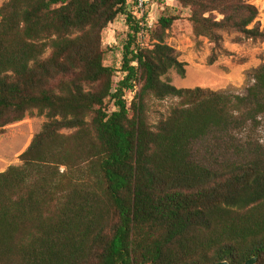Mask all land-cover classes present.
<instances>
[{
	"label": "trees",
	"instance_id": "16d2710c",
	"mask_svg": "<svg viewBox=\"0 0 264 264\" xmlns=\"http://www.w3.org/2000/svg\"><path fill=\"white\" fill-rule=\"evenodd\" d=\"M138 1L0 7V134L45 119L20 165L0 173V264H264V155L210 164L195 155L206 139L258 127L264 64L241 95L178 89L168 75L183 78L186 64L166 38L180 17L162 15L141 48ZM175 1L214 45L209 64L221 32L264 41L253 0ZM119 18L129 31L118 71L104 64L103 33ZM169 99L152 125L150 101Z\"/></svg>",
	"mask_w": 264,
	"mask_h": 264
},
{
	"label": "rangeland",
	"instance_id": "374dc122",
	"mask_svg": "<svg viewBox=\"0 0 264 264\" xmlns=\"http://www.w3.org/2000/svg\"><path fill=\"white\" fill-rule=\"evenodd\" d=\"M6 0H0V7ZM146 17L151 24L147 42L154 41L150 32L153 31L162 15H178L168 32L166 43L172 47L179 61L186 64V74L182 78L175 71H170L169 79L178 89H209L215 92H231L244 94L245 89L252 84L250 73L264 61L262 50L263 40H245L233 32H221L223 50L216 51L217 59L213 64L209 60L214 53V45L206 38H196L192 25L189 22V11L180 6L175 0H149L146 5ZM124 18H119L103 33V49L105 51L104 64L120 70L121 48L119 42L124 40L128 33ZM122 78L116 73L114 83ZM175 100L150 101L149 119L152 125L168 115L169 108L175 105ZM109 113L113 107L108 105ZM45 122L43 117L31 116L22 122L8 126L0 134V173L10 166L20 165L19 156L27 149L32 138L41 130ZM257 128L248 127L243 132L217 141L209 138L195 148L196 157L203 163L210 164L222 160L240 161L246 153H262L264 155V116L259 120Z\"/></svg>",
	"mask_w": 264,
	"mask_h": 264
},
{
	"label": "built area",
	"instance_id": "2783aa9c",
	"mask_svg": "<svg viewBox=\"0 0 264 264\" xmlns=\"http://www.w3.org/2000/svg\"><path fill=\"white\" fill-rule=\"evenodd\" d=\"M149 2V0H139L138 4L133 8V16L137 23L139 24L141 30L136 35V44L141 47H147L149 44L147 42V37L149 33V29L151 27V24L148 23L147 17L145 20H143L144 16H146V5ZM135 92H126L124 96V100L126 101L127 105L130 106L133 98H134Z\"/></svg>",
	"mask_w": 264,
	"mask_h": 264
},
{
	"label": "crops",
	"instance_id": "0c3cea01",
	"mask_svg": "<svg viewBox=\"0 0 264 264\" xmlns=\"http://www.w3.org/2000/svg\"><path fill=\"white\" fill-rule=\"evenodd\" d=\"M252 4L259 10L258 22L261 25V29H264V0H253ZM262 50L264 51V42L262 43ZM262 64H264V61Z\"/></svg>",
	"mask_w": 264,
	"mask_h": 264
},
{
	"label": "water",
	"instance_id": "95a60500",
	"mask_svg": "<svg viewBox=\"0 0 264 264\" xmlns=\"http://www.w3.org/2000/svg\"><path fill=\"white\" fill-rule=\"evenodd\" d=\"M220 264H228V262H222ZM245 264H257V258H252L248 260Z\"/></svg>",
	"mask_w": 264,
	"mask_h": 264
}]
</instances>
